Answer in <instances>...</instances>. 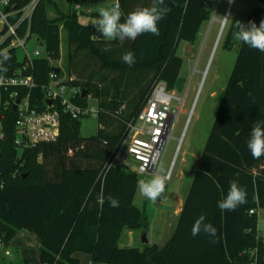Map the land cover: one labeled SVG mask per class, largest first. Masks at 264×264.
I'll return each instance as SVG.
<instances>
[{
    "label": "trees",
    "instance_id": "1",
    "mask_svg": "<svg viewBox=\"0 0 264 264\" xmlns=\"http://www.w3.org/2000/svg\"><path fill=\"white\" fill-rule=\"evenodd\" d=\"M30 1L11 0L19 7ZM79 1L83 0H71ZM258 2L245 25H259L264 19V0ZM119 3L123 22L129 12L149 6L151 0ZM53 4L55 0L39 1L32 31L50 57L59 59L61 29L67 30L69 74L81 51L100 63L96 78L71 82L87 91L78 103L87 105L88 95L98 100L99 129L83 137L80 118L63 114L56 141L19 151L14 143L16 113L6 109L5 135L0 138L3 242L8 244L22 229L35 233L42 244L41 264H80L78 252L105 264H264V240L258 231V211L264 209V156L254 159L247 148L252 125L264 120V53L238 42L235 65L170 239L164 246L122 247L123 232L146 229L150 219L146 209L134 203L139 174L113 163V158L156 84L163 81L169 91L176 87L184 62L178 54L180 43L197 40L211 10L208 0H165L171 11L158 23L159 36L146 33L122 42L107 40L94 25L81 22L77 9L51 17ZM92 16L99 18L98 13ZM236 30L234 24L231 37ZM127 51L136 57L132 66L121 59ZM52 70L47 59L36 60V91ZM233 180L246 188L247 203L235 211H221L217 202L225 198ZM109 195L119 201L117 207L109 205ZM201 215L217 229L216 243L204 233L192 236Z\"/></svg>",
    "mask_w": 264,
    "mask_h": 264
},
{
    "label": "rangeland",
    "instance_id": "2",
    "mask_svg": "<svg viewBox=\"0 0 264 264\" xmlns=\"http://www.w3.org/2000/svg\"><path fill=\"white\" fill-rule=\"evenodd\" d=\"M55 1L57 6L53 4L50 7L49 15L51 17H57V11L67 13L71 9H77L80 21L92 25L96 20L92 13L99 14L101 8L110 7L115 2V0H83L76 3H72L71 0ZM257 5H259L258 0H208L211 18L202 26L197 40L194 43L185 41L180 43L178 54L184 62L178 83L170 92L179 99H173V109L178 111L180 105L182 108L173 126L172 138L167 144L160 163V167L161 164L163 165L164 172L171 169V178L167 182L164 193L155 203L146 198V205L142 204L144 199L138 190L136 205L141 208L146 206L148 213L151 212L154 205L157 209H164L167 214V207L173 204L178 195L185 194L191 186L236 62L239 41L235 39L234 34L232 37L230 36L231 29L236 21L244 23L251 9ZM61 39V56L52 61L53 65L61 68L63 76L71 77L73 80L96 78L100 70V63L91 58L87 51L79 52L71 74L68 73L69 42L67 30L64 28L61 29ZM34 45L36 46V43H33L32 46ZM38 46L42 47L40 44ZM87 106L90 109H98V100L88 95ZM80 123V134L83 137H90L98 132L97 115H84L80 118ZM160 167L158 172H160ZM155 174L157 173L139 174V179L148 180ZM260 210L258 231L264 240V209ZM154 227L155 232H162L165 226L157 222ZM125 235L121 239V246L126 243L127 235ZM163 235L164 233H162ZM138 236H141V232H138ZM155 238L157 239L153 243L161 242L159 235ZM255 253L256 251L253 252V254ZM83 255H85L84 257L89 256ZM9 256L11 253L6 257L10 259ZM94 264L100 263L94 262Z\"/></svg>",
    "mask_w": 264,
    "mask_h": 264
},
{
    "label": "built area",
    "instance_id": "3",
    "mask_svg": "<svg viewBox=\"0 0 264 264\" xmlns=\"http://www.w3.org/2000/svg\"><path fill=\"white\" fill-rule=\"evenodd\" d=\"M39 1L31 0L19 7L11 0H0V51L6 49L9 54L14 53V58L4 64L7 71H0V138L5 135V111L11 107L16 113L14 143L19 151L56 141L60 136L63 114L73 118L97 115V108L90 109L78 103L82 90L71 84V77L62 75L61 68L53 65L54 59L45 44L32 31V17ZM33 43L36 46H32ZM42 58L47 59L54 70L41 91H36L35 63ZM173 99L179 100L163 81L158 82L136 120L129 124V131L113 163L125 165L138 174L158 173L182 108L180 105L175 111ZM3 244L0 236V245Z\"/></svg>",
    "mask_w": 264,
    "mask_h": 264
},
{
    "label": "clouds",
    "instance_id": "4",
    "mask_svg": "<svg viewBox=\"0 0 264 264\" xmlns=\"http://www.w3.org/2000/svg\"><path fill=\"white\" fill-rule=\"evenodd\" d=\"M170 11L171 9L165 5V0H151L149 6L136 8L129 12L126 19L121 22L123 13L119 0H115L110 7L99 10V18L95 20L94 26L107 40L134 41L138 36L146 33L159 36L158 23L166 18ZM235 27L237 29L234 33L236 40L242 41L248 47L264 53V19L260 21L259 25L254 21H249L247 25L236 21ZM10 59L8 50L0 51V71H7L4 64ZM121 59L128 66L136 63V57L132 51L125 52ZM247 148L254 159L264 156V120L256 121L252 125ZM170 178L171 172H164L161 164L160 172L153 175L151 179L139 180L137 187L143 197L155 203L164 193ZM107 201L111 207H117L119 204V201L110 195L107 197ZM100 202L103 203V198ZM245 203H247L246 188L233 180L230 181L225 198L217 202V207L221 211H235ZM205 221L204 215L196 219L191 234L195 237L204 233L209 236L210 242L216 243L217 229L211 223Z\"/></svg>",
    "mask_w": 264,
    "mask_h": 264
},
{
    "label": "crops",
    "instance_id": "5",
    "mask_svg": "<svg viewBox=\"0 0 264 264\" xmlns=\"http://www.w3.org/2000/svg\"><path fill=\"white\" fill-rule=\"evenodd\" d=\"M188 191L189 189L185 194H180L176 197L173 204L167 207L168 209L167 214L164 212V209L162 208L157 209L156 206L153 205L151 212L150 213L147 212L150 219V226L146 229H136V230L126 229L123 232V235L125 234L127 235V240L122 247L133 246V247L142 248L147 244H152L155 241V239H157L155 237L158 235L161 237V242L157 244L160 246H164L176 229L179 216L183 209L184 201ZM137 194H138V189L134 198L135 204H136L135 200ZM142 199H144L143 200L144 203L142 204L146 205L147 203L146 198L143 197ZM138 207L141 208L140 206ZM145 209L147 211L146 206ZM260 211L261 210H259L258 213ZM157 222H160L161 225L165 226L162 232H155L154 226ZM138 232H141V236H138ZM162 233H164L163 236ZM139 240L140 242H138ZM41 250H42L41 240L35 233L24 229L19 230L8 244L4 243L3 245H0V264H41L40 261ZM8 253L9 254L11 253V256H9L10 259L6 257L9 255ZM83 254H87V253H81V252L76 253V257H78V259L80 260V264H94L89 254H87L89 255L88 257H84L85 255ZM100 264H105V263H100Z\"/></svg>",
    "mask_w": 264,
    "mask_h": 264
},
{
    "label": "water",
    "instance_id": "6",
    "mask_svg": "<svg viewBox=\"0 0 264 264\" xmlns=\"http://www.w3.org/2000/svg\"><path fill=\"white\" fill-rule=\"evenodd\" d=\"M87 95V91L86 90H83L82 91V97H85Z\"/></svg>",
    "mask_w": 264,
    "mask_h": 264
}]
</instances>
